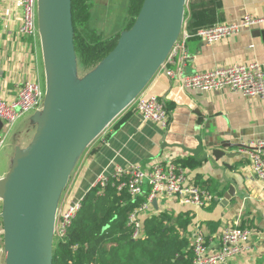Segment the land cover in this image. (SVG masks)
<instances>
[{
    "label": "crops",
    "instance_id": "0c3cea01",
    "mask_svg": "<svg viewBox=\"0 0 264 264\" xmlns=\"http://www.w3.org/2000/svg\"><path fill=\"white\" fill-rule=\"evenodd\" d=\"M245 15L263 18L264 0H187L182 26L189 34L186 74L251 61L264 62V22L213 45L197 36L200 29L239 22ZM21 21L19 0H1L0 97L6 101L17 98L23 82L41 84V74L46 94L52 83L40 29L36 37H23L18 33ZM142 93L164 100L168 128L144 121L133 109L124 110L92 142L86 155L90 151L92 154L82 159L75 179L61 191L58 212L65 211L72 201H82L99 176H111L118 166L140 165L150 169L175 164L184 171L189 185L201 188L199 185L209 182L208 189L216 200L201 208L164 201L154 212L191 218L193 236L203 233L212 252L220 247L224 228L230 225L249 228L253 231L250 249L222 264H264V183L255 175L248 156L250 146L264 140V99L248 98L229 89L185 90L178 81H170L161 73L155 74ZM36 135L37 132L31 143L15 145L11 170L0 177L6 178L11 173L17 152L29 154ZM200 145L202 152L195 156L191 151ZM214 150L226 155L217 161L204 158ZM230 187L235 188L236 197L228 206L221 205Z\"/></svg>",
    "mask_w": 264,
    "mask_h": 264
},
{
    "label": "water",
    "instance_id": "95a60500",
    "mask_svg": "<svg viewBox=\"0 0 264 264\" xmlns=\"http://www.w3.org/2000/svg\"><path fill=\"white\" fill-rule=\"evenodd\" d=\"M186 1L145 0L135 24L103 64L73 85L77 56L71 0L61 10L58 26L53 23L59 0H39V29L52 83L29 154L17 152L11 173L0 181L6 264H53L57 202L68 180L60 182L64 161L77 149L73 168L88 145L143 92L181 34ZM2 127L0 121V131ZM191 152L198 156L202 145ZM225 155L214 150L204 158L217 161ZM235 197L230 187L221 205ZM153 205L158 209L156 200Z\"/></svg>",
    "mask_w": 264,
    "mask_h": 264
},
{
    "label": "built area",
    "instance_id": "2783aa9c",
    "mask_svg": "<svg viewBox=\"0 0 264 264\" xmlns=\"http://www.w3.org/2000/svg\"><path fill=\"white\" fill-rule=\"evenodd\" d=\"M19 2L22 10V21L18 33L23 37H36L39 34V0H19ZM263 22L264 17L256 18L245 15L239 22L218 24L200 29L197 36L206 44L213 45L221 40L239 35L244 29ZM188 38L187 30L182 29L179 38L156 74L161 73L170 81H178L185 90L211 92L229 89L240 92L248 98L264 99V62L251 61L220 66L192 75L186 74ZM43 99L44 94L38 81L23 82L19 87L17 98L13 101H6L0 97V121L3 124L0 131V151L6 143L9 131L23 115L31 111L42 113ZM126 109L135 110L144 121L159 124L164 129L168 128V111L162 98L157 96L146 97L141 93ZM109 126L102 134L106 132ZM248 156L255 175L264 183V140L253 143L248 150ZM109 177L118 180L116 188L119 192L127 190L134 198L145 194L147 191V200L137 207L129 217V224L135 228L134 240L141 238L143 220L155 210L154 200L157 201L158 208L159 204L164 201L201 208L216 200L210 192L189 185L184 171L175 164H160L150 169L140 165L118 166L111 176H99L94 187L106 188L109 184ZM2 180L4 178L0 177V181ZM81 208L82 201H72L65 211L58 212L56 210L53 238L63 239L77 219ZM3 213L4 200L0 198V264L2 258L5 257ZM252 236L253 231L251 229L230 225L224 228L222 232L220 247L212 252L207 246L205 235L197 232L191 241L194 264L229 262L250 249Z\"/></svg>",
    "mask_w": 264,
    "mask_h": 264
},
{
    "label": "trees",
    "instance_id": "16d2710c",
    "mask_svg": "<svg viewBox=\"0 0 264 264\" xmlns=\"http://www.w3.org/2000/svg\"><path fill=\"white\" fill-rule=\"evenodd\" d=\"M144 1L128 0L124 33L135 24ZM71 3L75 52L84 78L103 64L123 33L104 37L91 29L93 0ZM187 28H191L190 21ZM209 184L199 186L209 191ZM117 185L118 180L109 177L106 188L87 191L77 219L63 239L53 245V264H194L192 219L154 212L144 218L141 238L134 240L135 228L129 224V217L147 200V191L134 198L127 190L119 192Z\"/></svg>",
    "mask_w": 264,
    "mask_h": 264
},
{
    "label": "rangeland",
    "instance_id": "374dc122",
    "mask_svg": "<svg viewBox=\"0 0 264 264\" xmlns=\"http://www.w3.org/2000/svg\"><path fill=\"white\" fill-rule=\"evenodd\" d=\"M127 3L128 0H93L91 18L89 22L91 29L102 33L104 37L116 35L117 33L124 34L125 20L127 17ZM72 73L71 82L73 85H76L80 80L83 79V74L79 70L78 63H76ZM41 87L44 94V99L41 104L43 108V105L46 101V82L42 74ZM40 117L41 112L39 111L28 112L23 115L17 121L16 125L9 131L6 137V143L0 151V176H6L11 170L16 150L15 145L17 144L18 146H22L23 142H32L33 137L38 129V120H40ZM91 144L92 143H90L85 151H83V153L77 157L67 182L63 184L64 187L67 185L69 186L75 179V175L77 174L79 167H81L82 159L89 157V155L92 154L90 151L86 155V152L89 147H91ZM56 242L57 237L54 238V244ZM1 264H6L5 257L2 258Z\"/></svg>",
    "mask_w": 264,
    "mask_h": 264
},
{
    "label": "bare ground",
    "instance_id": "6f19581e",
    "mask_svg": "<svg viewBox=\"0 0 264 264\" xmlns=\"http://www.w3.org/2000/svg\"><path fill=\"white\" fill-rule=\"evenodd\" d=\"M66 2H67V0H59L58 4L56 6L55 14H54V23H53L54 26H58L60 24V13H61V10L63 9ZM77 154H78V150L73 149L69 153L66 160L64 161V164L62 166L61 173H60V180H61L60 182L61 183L66 182V180L68 178V174L72 168L73 161H74Z\"/></svg>",
    "mask_w": 264,
    "mask_h": 264
}]
</instances>
